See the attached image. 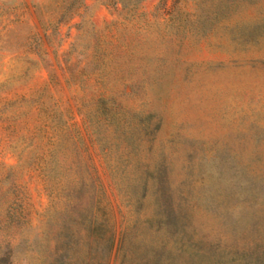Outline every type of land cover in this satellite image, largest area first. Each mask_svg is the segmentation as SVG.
I'll return each mask as SVG.
<instances>
[{
	"label": "rangeland",
	"instance_id": "374dc122",
	"mask_svg": "<svg viewBox=\"0 0 264 264\" xmlns=\"http://www.w3.org/2000/svg\"><path fill=\"white\" fill-rule=\"evenodd\" d=\"M65 8L0 0V264H264V0Z\"/></svg>",
	"mask_w": 264,
	"mask_h": 264
},
{
	"label": "trees",
	"instance_id": "16d2710c",
	"mask_svg": "<svg viewBox=\"0 0 264 264\" xmlns=\"http://www.w3.org/2000/svg\"><path fill=\"white\" fill-rule=\"evenodd\" d=\"M66 3L65 10L71 11L81 5L84 0H64ZM120 3H122L124 6H131L136 5L144 0H119ZM102 227L101 223H98L97 228L100 229ZM103 241V237L101 238V242ZM106 248H107V256L105 260L101 259L99 264H108L110 259L113 257V264H117L119 261V257L122 254V261L120 264H165L163 259L160 257H155L152 260L144 256L143 254H137L133 255L130 252L124 251L123 252V238L119 240V242L116 244L115 239L113 237H109L107 240H105ZM125 242V241H124ZM102 247V246H101ZM104 247V246H103ZM116 247V249H115ZM115 249V251H114Z\"/></svg>",
	"mask_w": 264,
	"mask_h": 264
}]
</instances>
